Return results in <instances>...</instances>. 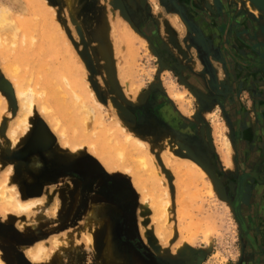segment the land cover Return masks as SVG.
Returning <instances> with one entry per match:
<instances>
[{"label": "rangeland", "instance_id": "obj_1", "mask_svg": "<svg viewBox=\"0 0 264 264\" xmlns=\"http://www.w3.org/2000/svg\"><path fill=\"white\" fill-rule=\"evenodd\" d=\"M17 3L22 7L12 0H0L15 28L10 35L0 29V53L5 51L3 57H10L5 63L0 55V175L9 169L5 185L13 186L20 200L38 199L40 206L25 214L0 212L1 260L5 264H16L14 258L21 264H127L119 234L127 219L152 252L162 258L161 264H229L236 260L242 249L239 229L224 179L216 171H229L238 150L242 159L259 165L264 182V17L251 16L236 0ZM116 20L122 23L112 33ZM146 20L152 29L143 32L141 25ZM24 36L31 38L34 51L44 54L37 52L33 59L37 60L36 67L30 64L33 53L29 55V47L23 55H14ZM245 36L251 41L247 42ZM120 39L124 43L121 49L115 45ZM51 43L55 44L52 54ZM77 63L84 72L79 74L80 83L88 85L102 106L106 124L112 126L118 121L129 134L145 142L164 177L171 203L166 227L172 231L162 240L155 236L152 212L141 203V195L129 176L117 169L115 173L104 169L84 145L70 153L71 149L62 145L36 109L28 118L26 133L18 132L15 143H10L20 119L13 76L20 78L17 80L25 92L33 89L35 94L40 91L41 78H49L50 89L59 99L64 88L69 90L68 68L74 77L78 76ZM8 67L14 68L7 70ZM64 68L66 76L62 75ZM186 72L203 80L202 90L186 82ZM77 81L73 88L80 87ZM170 88L183 92L181 104L169 95ZM172 108L181 118L190 120L191 126L186 128L180 119L172 118ZM39 122L51 136L41 146H29ZM219 132L228 144L229 164L224 162ZM82 135L70 133L78 143H88ZM173 140L184 148L172 147ZM167 152L176 160L191 161L193 157L206 172L214 196L187 200L196 216L208 215L206 240L198 234L187 243L177 231L175 200L182 172L172 173L163 164L161 155ZM63 154L65 158L61 160ZM30 158L43 165L28 170ZM85 162L92 167L85 170ZM44 165L48 167L45 169ZM71 167L85 175L69 176L66 173ZM143 178L152 189L146 173ZM260 186L264 205V183ZM90 209L99 210L102 220L84 221ZM86 236H90L91 246ZM38 243L45 246L43 260L48 263H33L25 256V249Z\"/></svg>", "mask_w": 264, "mask_h": 264}, {"label": "bare ground", "instance_id": "obj_2", "mask_svg": "<svg viewBox=\"0 0 264 264\" xmlns=\"http://www.w3.org/2000/svg\"><path fill=\"white\" fill-rule=\"evenodd\" d=\"M236 1L239 2L242 8L246 9L251 16L255 18L264 17V0ZM12 2H14L15 4H19L17 3V0H12ZM18 6L22 7L20 4ZM8 14L9 11L5 7L0 6V29L3 28L1 31H4L6 34L10 35V31H14L15 28L12 21H10ZM121 23L122 22L118 20L112 23V33L116 32L117 26H119ZM21 24L23 25L24 22L21 21ZM21 30L19 29L18 31ZM22 33L23 30L21 31V34ZM45 33L46 32H43L42 34ZM22 36L23 35H21L20 39L23 40ZM119 42L120 43L118 44V41L116 43L114 41L117 48L121 49L124 43H122L121 39ZM27 47H29V55L31 56V54L33 53L30 58V64L33 67H36L35 63L37 62V60L33 61V59L37 57L36 54L38 51H34L33 47L35 48V46L30 37L28 39L24 36V41H21L18 49L14 52V55H23L24 49L26 52L28 51ZM117 48L116 52L119 53V50ZM53 49H55V44L51 45L50 54H52ZM69 52L72 53L70 49ZM38 54L44 56L41 51H39ZM103 54H105V51H103ZM130 54L131 56H133L132 51H130ZM0 55L2 57L5 56L6 52H1ZM3 59L5 60V63H7L8 61H6V59H10V57H3L1 60ZM77 64L79 66L77 73L78 76L75 77L78 80L77 82L79 84L81 81L79 74H83L84 72L81 71V65L79 63ZM67 65L68 64L66 63V66ZM12 68L8 67L7 70ZM70 69L68 68V71L67 68L66 70L65 68L63 69L62 75L66 76L67 71V86L69 87V90L64 88L63 92L60 95L61 98L59 97V99L57 93L52 92L50 89L51 85L49 82V78H47L46 81H43V77L41 78L42 83L38 85L41 88H38L40 89V91H36L38 97V99H36L34 90H27L25 92L22 84L17 80L20 78H18L17 76H13V78L16 79V83L14 85L17 90V98H19L20 101V119H18V122L15 126V135L14 133H12L11 135L12 137L10 138V143H15V141L17 140L18 132L21 135L26 133V131L29 129L28 118L32 116L34 109H36L41 115L46 118L51 130L54 131L60 138L62 145L66 148L68 147L71 149V151L68 149L70 153L72 152V150L74 151L78 149L79 151V149L82 148L81 146L84 145L87 147V150L98 159L104 169L114 173L117 169V171H121L125 175L129 176L132 185L141 195V203L145 207L147 206V208H149L152 212L151 223H153L152 225H154L155 236H160V240H162L161 237L170 235L172 231H170L171 228L169 229L167 228L168 226L166 227V224H168L167 219L169 218V207L171 203L166 184L164 183V177L159 171L158 165L156 164L152 155L148 154V148L145 142H142V140H139L134 135L129 134V131H127L120 123H118V121H115L114 125L112 126L111 124H106V119H104L105 117L103 116L102 112V106L97 103V100H95L94 94L90 90V88H88V85L84 84L82 86V84L80 83V87L73 88V83L74 81H76V79L73 74H71ZM32 71L34 72L36 70L34 69ZM175 91L170 88L169 95L175 100L176 103L181 104L183 92L179 93V91ZM90 119L91 122L89 124ZM216 121H214L215 124ZM88 127L90 128V130H87ZM40 132H42L41 129L38 130L37 137L40 136L42 138L43 132ZM73 132H76V134L79 133L80 135L81 133H83L82 136H86L88 143H78L76 139L71 138L70 133ZM119 134H121V136ZM219 134L221 136V139L219 141H221V151H223L224 162L229 164L228 144L224 138V135L220 132ZM170 145L174 148H177V150H179L178 148L181 147L184 148L183 145L174 140L170 142ZM161 159L166 167L171 168L170 171L172 173L174 171H177V174L182 172V177L180 176L182 180H180V183L178 182L179 187L176 192L175 200V215L178 223L177 231L181 239L186 241L187 243H191L198 234H201L202 238L206 240L209 227L208 215H206L205 217L196 216V214L191 212L189 201H187L190 197L193 199H200L203 197V195L207 194L212 197L214 196L211 190V185L206 179L207 177H205V170L203 171L199 166H197L198 162L193 157L191 158V161L190 159L187 160L179 158L178 160H176L175 157L167 152L165 156L161 155ZM182 167L186 169H183ZM5 172L9 173V169H7ZM144 173H146L150 181H152V189L148 188V182L143 178ZM7 174L4 173L0 175V212L5 213L16 211V213L18 214H25L33 208L39 209L40 201L38 199H28L25 201L20 200L18 198L17 192L14 190V187L5 185L7 183H5V181L7 180ZM177 179L179 180V178ZM162 185L163 189L161 188ZM198 185H200L201 188ZM191 201L192 199H190V202ZM184 208H186V210ZM85 219L86 220L84 221H86L87 223H93L102 220L99 210L92 211L91 209L87 212ZM89 237L90 236H86V241L89 246H91V239ZM61 242L62 241H60V244ZM53 244H56V240L53 241ZM25 250V256L29 259V261H32L33 263H40V261H42V263H48L47 261H44L46 259L44 258L46 255L45 246L42 243H38L35 246L29 247ZM0 264H5L1 260V257Z\"/></svg>", "mask_w": 264, "mask_h": 264}, {"label": "flooded vegetation", "instance_id": "obj_3", "mask_svg": "<svg viewBox=\"0 0 264 264\" xmlns=\"http://www.w3.org/2000/svg\"><path fill=\"white\" fill-rule=\"evenodd\" d=\"M141 27L143 32L152 29L149 20H146ZM244 39L247 42L251 41L247 36ZM184 79L190 86L197 89L202 90L204 87L203 80L195 73H184ZM159 109H162V106ZM171 111L172 118L180 119L186 128L191 126L190 120L181 118L173 108ZM235 148L237 149L236 145ZM233 161L229 171L223 172L222 168L216 171L224 179L225 193L231 198V208L240 234L239 246L242 248L240 256L238 255L236 260L229 264H264V205L261 201L262 188L260 186L264 182L260 176L259 165L248 159H242L238 150ZM213 165L217 168V165ZM47 167L44 165L43 168ZM90 167L92 165L85 162L83 168L86 170ZM66 174L75 178L85 175V173L80 174L76 167L68 169ZM126 221L119 231L122 237L120 239L121 251L122 255L127 258L126 263L161 264L162 258L152 252L148 244L139 236L132 222L129 219ZM14 261L16 264H21L18 258H14Z\"/></svg>", "mask_w": 264, "mask_h": 264}, {"label": "water", "instance_id": "obj_4", "mask_svg": "<svg viewBox=\"0 0 264 264\" xmlns=\"http://www.w3.org/2000/svg\"><path fill=\"white\" fill-rule=\"evenodd\" d=\"M39 129H41V131L43 132L42 138L40 136L37 137V133H38ZM49 136H51V135L47 131L45 125L42 122H39L31 134V138L29 140L28 145L29 146L31 145L32 147L41 146L48 141ZM41 139H43V140H41Z\"/></svg>", "mask_w": 264, "mask_h": 264}, {"label": "crops", "instance_id": "obj_5", "mask_svg": "<svg viewBox=\"0 0 264 264\" xmlns=\"http://www.w3.org/2000/svg\"><path fill=\"white\" fill-rule=\"evenodd\" d=\"M67 153V156H69V153L68 152H66ZM58 157H60V156H58ZM62 158H61V160L62 159H64L65 157H64V154L61 156ZM88 157H91L89 154H88ZM31 160L29 161V165L27 166V169L28 170H36L38 167H40L41 165H43V162H41L40 164L37 162V160L35 159L34 160V158H30ZM60 160V159H59ZM39 164V165H38ZM91 256V255H90ZM28 259V258H27ZM79 259V257H77L76 258V260H78ZM29 260V259H28Z\"/></svg>", "mask_w": 264, "mask_h": 264}, {"label": "trees", "instance_id": "obj_6", "mask_svg": "<svg viewBox=\"0 0 264 264\" xmlns=\"http://www.w3.org/2000/svg\"><path fill=\"white\" fill-rule=\"evenodd\" d=\"M95 162V161H94ZM96 164H98L97 162H95Z\"/></svg>", "mask_w": 264, "mask_h": 264}]
</instances>
